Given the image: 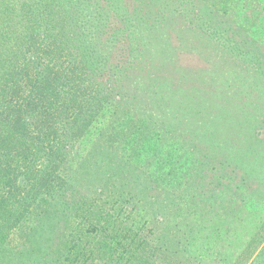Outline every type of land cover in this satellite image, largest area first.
Masks as SVG:
<instances>
[{
  "label": "trees",
  "instance_id": "1",
  "mask_svg": "<svg viewBox=\"0 0 264 264\" xmlns=\"http://www.w3.org/2000/svg\"><path fill=\"white\" fill-rule=\"evenodd\" d=\"M253 5L0 0V264H264Z\"/></svg>",
  "mask_w": 264,
  "mask_h": 264
},
{
  "label": "rangeland",
  "instance_id": "2",
  "mask_svg": "<svg viewBox=\"0 0 264 264\" xmlns=\"http://www.w3.org/2000/svg\"><path fill=\"white\" fill-rule=\"evenodd\" d=\"M244 1V0H243ZM254 2L253 17L256 19L253 32H251V38L256 42L257 49L255 50L259 54V60H264V0H252Z\"/></svg>",
  "mask_w": 264,
  "mask_h": 264
}]
</instances>
